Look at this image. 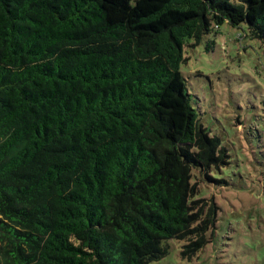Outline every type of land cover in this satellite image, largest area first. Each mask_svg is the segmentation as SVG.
<instances>
[{"label": "trees", "instance_id": "16d2710c", "mask_svg": "<svg viewBox=\"0 0 264 264\" xmlns=\"http://www.w3.org/2000/svg\"><path fill=\"white\" fill-rule=\"evenodd\" d=\"M225 21L264 45V0H0V264H157L171 239L189 260L211 241L197 180L227 149L181 65Z\"/></svg>", "mask_w": 264, "mask_h": 264}, {"label": "rangeland", "instance_id": "374dc122", "mask_svg": "<svg viewBox=\"0 0 264 264\" xmlns=\"http://www.w3.org/2000/svg\"><path fill=\"white\" fill-rule=\"evenodd\" d=\"M195 41L185 45L181 65L191 105L227 149L223 159L211 158L212 179L197 180L199 196L218 205L217 223L190 260L180 253L184 241L171 239L157 264H264V45L246 24L228 21Z\"/></svg>", "mask_w": 264, "mask_h": 264}]
</instances>
